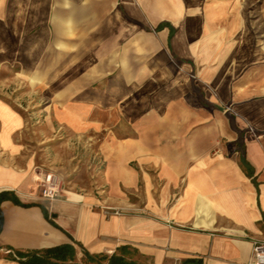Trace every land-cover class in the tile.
<instances>
[{
	"label": "crops",
	"instance_id": "0c3cea01",
	"mask_svg": "<svg viewBox=\"0 0 264 264\" xmlns=\"http://www.w3.org/2000/svg\"><path fill=\"white\" fill-rule=\"evenodd\" d=\"M233 1L0 0V74L50 80L66 97L54 120L96 138L101 162L94 189L43 197L26 119L0 95V192L19 200L0 204V264L65 243L80 263L121 246L149 264L250 260L264 240V44Z\"/></svg>",
	"mask_w": 264,
	"mask_h": 264
},
{
	"label": "rangeland",
	"instance_id": "374dc122",
	"mask_svg": "<svg viewBox=\"0 0 264 264\" xmlns=\"http://www.w3.org/2000/svg\"><path fill=\"white\" fill-rule=\"evenodd\" d=\"M233 6L242 15L241 20L252 30L247 35L254 46L264 44V0H234ZM147 19V17H146ZM148 23H152L148 20ZM249 30V32L251 31ZM160 49L172 63L170 50L159 33L153 32ZM59 51L48 49L41 71L53 73V54ZM21 66L4 68L0 74V95L8 99L26 119V129L22 134L28 153L34 155L42 170H52L59 177L61 189L84 191L94 189L98 184L101 162L95 157L96 138L74 136L54 120L52 105H64L66 97L53 92L50 80H20ZM58 67V66H57ZM64 67V66H60ZM85 66L79 67L83 70ZM58 71L59 68H55ZM193 77L196 75L192 74ZM62 84L65 82H61ZM44 86V88H43ZM64 90V85L59 86ZM57 87V88H59ZM43 88V89H40ZM64 92V91H61ZM84 97H76L80 102ZM101 136L97 135V137ZM90 140V141H89ZM86 141L91 144H86ZM38 171V170H37Z\"/></svg>",
	"mask_w": 264,
	"mask_h": 264
},
{
	"label": "trees",
	"instance_id": "16d2710c",
	"mask_svg": "<svg viewBox=\"0 0 264 264\" xmlns=\"http://www.w3.org/2000/svg\"><path fill=\"white\" fill-rule=\"evenodd\" d=\"M5 199L19 201L15 195L11 196L8 192H0V204ZM3 228V213L0 208V232ZM137 249L129 246H121L113 254L91 255L84 251L85 261L76 262V247L72 244L65 243L50 248H45L36 252H16V255L8 254V257L18 258L26 264H149L142 261L138 255ZM138 256V257H137ZM182 264H203L201 259H187Z\"/></svg>",
	"mask_w": 264,
	"mask_h": 264
},
{
	"label": "built area",
	"instance_id": "2783aa9c",
	"mask_svg": "<svg viewBox=\"0 0 264 264\" xmlns=\"http://www.w3.org/2000/svg\"><path fill=\"white\" fill-rule=\"evenodd\" d=\"M38 181L43 197L56 199L60 196L61 184L59 177L54 171H40ZM246 264H264V240H253L252 256Z\"/></svg>",
	"mask_w": 264,
	"mask_h": 264
}]
</instances>
